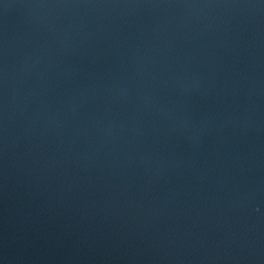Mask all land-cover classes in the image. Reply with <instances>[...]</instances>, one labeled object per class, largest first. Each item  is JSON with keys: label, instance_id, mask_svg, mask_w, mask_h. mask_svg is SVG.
Here are the masks:
<instances>
[{"label": "water", "instance_id": "95a60500", "mask_svg": "<svg viewBox=\"0 0 264 264\" xmlns=\"http://www.w3.org/2000/svg\"><path fill=\"white\" fill-rule=\"evenodd\" d=\"M0 264H264V0H0Z\"/></svg>", "mask_w": 264, "mask_h": 264}]
</instances>
